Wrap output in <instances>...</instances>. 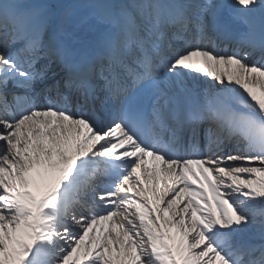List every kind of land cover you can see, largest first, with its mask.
Instances as JSON below:
<instances>
[{"label":"snow or ice","instance_id":"6c2138e0","mask_svg":"<svg viewBox=\"0 0 264 264\" xmlns=\"http://www.w3.org/2000/svg\"><path fill=\"white\" fill-rule=\"evenodd\" d=\"M0 264H264V0H0Z\"/></svg>","mask_w":264,"mask_h":264}]
</instances>
